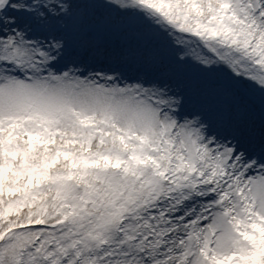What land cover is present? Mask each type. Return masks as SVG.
<instances>
[{
  "label": "snow or ice",
  "instance_id": "obj_1",
  "mask_svg": "<svg viewBox=\"0 0 264 264\" xmlns=\"http://www.w3.org/2000/svg\"><path fill=\"white\" fill-rule=\"evenodd\" d=\"M0 264H264V0H0Z\"/></svg>",
  "mask_w": 264,
  "mask_h": 264
}]
</instances>
